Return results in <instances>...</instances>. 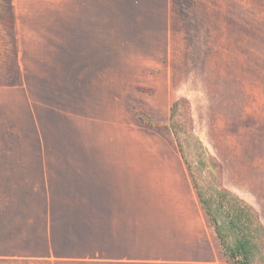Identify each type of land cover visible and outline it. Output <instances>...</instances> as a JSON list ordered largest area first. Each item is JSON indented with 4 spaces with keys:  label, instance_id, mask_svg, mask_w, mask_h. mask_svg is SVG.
I'll return each mask as SVG.
<instances>
[{
    "label": "rangeland",
    "instance_id": "rangeland-1",
    "mask_svg": "<svg viewBox=\"0 0 264 264\" xmlns=\"http://www.w3.org/2000/svg\"><path fill=\"white\" fill-rule=\"evenodd\" d=\"M174 102L197 189L233 193L264 230V0H0V264H118L119 255H94L81 208L33 207L35 194L63 205L95 196L54 192L33 176L62 182L97 161L188 173L171 135L143 125L167 123ZM152 190H137L138 206ZM183 198L200 255L174 263L186 260L181 247L160 241L127 260L226 264L192 184Z\"/></svg>",
    "mask_w": 264,
    "mask_h": 264
},
{
    "label": "crops",
    "instance_id": "crops-1",
    "mask_svg": "<svg viewBox=\"0 0 264 264\" xmlns=\"http://www.w3.org/2000/svg\"><path fill=\"white\" fill-rule=\"evenodd\" d=\"M109 165L110 163L103 169L97 161L94 171H89L88 167L83 169L84 171H69L65 177H56L62 182L50 177L51 171H33L39 175L33 176L35 177L33 184L39 181L43 187L49 186L45 182L51 179L56 183L53 184L55 188L50 184L54 192L62 189L64 195L82 191L83 195L90 194L92 198L95 196L94 200L83 201L84 197L78 194V198H73L74 201L63 205L50 200L47 196L42 200V196L37 197L35 194L33 207L81 208L78 217L80 231L84 233L83 237L86 240L94 241L96 247L94 255L97 257L119 255L122 258L118 260V264H145L127 260L125 257L140 252L144 254L145 250H156L160 241L162 244L165 243V248L168 250L181 247L178 249L184 253L186 260L174 263L188 261L187 259L193 258L195 254L198 257L202 249L196 250L193 245L191 249L190 246L193 241L191 237H195L198 232L192 234V225H194L191 214L192 203L188 198H183L184 195L188 197L190 193L191 181L188 173L186 171H110ZM73 187L76 189H72ZM143 188L150 191L156 189V193L154 200L138 206L137 190ZM32 192H35V189L32 188ZM116 193H119V198ZM84 208L89 210L88 217ZM49 217L47 216V219ZM196 217L199 219L197 213ZM40 218H44V215L41 214Z\"/></svg>",
    "mask_w": 264,
    "mask_h": 264
},
{
    "label": "trees",
    "instance_id": "trees-1",
    "mask_svg": "<svg viewBox=\"0 0 264 264\" xmlns=\"http://www.w3.org/2000/svg\"><path fill=\"white\" fill-rule=\"evenodd\" d=\"M178 104L174 102L170 107L167 123L160 126L148 123L143 125L152 130H162L173 138L179 156L187 168L199 206L212 229L226 264H264V230L256 211L220 186H215L208 196L202 195L195 186L180 141V134L187 131V126L174 120ZM196 142L201 154L206 156L201 143L198 140ZM199 163L204 164L203 161Z\"/></svg>",
    "mask_w": 264,
    "mask_h": 264
}]
</instances>
